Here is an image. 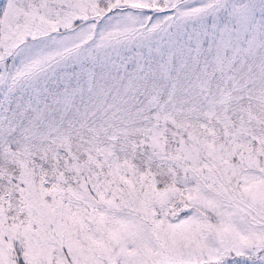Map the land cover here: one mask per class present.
<instances>
[{
    "label": "snow or ice",
    "instance_id": "6c2138e0",
    "mask_svg": "<svg viewBox=\"0 0 264 264\" xmlns=\"http://www.w3.org/2000/svg\"><path fill=\"white\" fill-rule=\"evenodd\" d=\"M0 264H264V0H0Z\"/></svg>",
    "mask_w": 264,
    "mask_h": 264
}]
</instances>
